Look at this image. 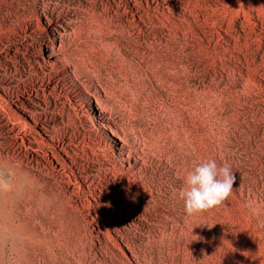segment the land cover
<instances>
[{
    "label": "rangeland",
    "instance_id": "obj_1",
    "mask_svg": "<svg viewBox=\"0 0 264 264\" xmlns=\"http://www.w3.org/2000/svg\"><path fill=\"white\" fill-rule=\"evenodd\" d=\"M208 159L232 194L188 216ZM11 170L34 190L7 206L15 264H264V0H0Z\"/></svg>",
    "mask_w": 264,
    "mask_h": 264
},
{
    "label": "clouds",
    "instance_id": "obj_2",
    "mask_svg": "<svg viewBox=\"0 0 264 264\" xmlns=\"http://www.w3.org/2000/svg\"><path fill=\"white\" fill-rule=\"evenodd\" d=\"M235 179L228 164L218 165L214 159L195 164L178 193L185 213L192 216L223 205L232 194Z\"/></svg>",
    "mask_w": 264,
    "mask_h": 264
},
{
    "label": "bare ground",
    "instance_id": "obj_3",
    "mask_svg": "<svg viewBox=\"0 0 264 264\" xmlns=\"http://www.w3.org/2000/svg\"><path fill=\"white\" fill-rule=\"evenodd\" d=\"M60 24V23H59ZM61 25V24H60ZM63 26V25H61ZM59 33H62L61 30L56 29ZM63 60V59H62ZM50 62V61H49ZM69 63V62H68ZM67 63V64H68ZM73 71L76 70V67L72 68ZM76 72V71H75ZM76 74V73H75ZM76 77L78 75L76 74ZM75 85V84H74ZM83 86V85H82ZM85 86V84H84ZM87 87V86H85ZM89 90L90 88L87 87ZM98 104V111L93 112V116L98 120V123L104 124L105 118H112L111 107L107 106L105 99L99 93H92ZM92 105L91 102H89ZM89 108V107H88ZM108 111L110 114L102 115V112ZM107 124V123H106ZM119 125V124H118ZM108 126V125H107ZM110 127V126H109ZM122 127V126H121ZM113 133L124 142H127V134L119 132V130L110 127ZM124 129V128H123ZM127 132V131H126ZM128 143V142H127ZM125 153L130 156L129 149ZM14 170H11V177H2L0 178V196L3 198L6 194L11 197V200L5 203L0 204V264H15V260L11 257H21L23 256V249L16 242L15 232L19 233V227L16 222L17 216H15L9 209L8 205L12 203L18 195H27L33 192L32 182L29 178L19 177L16 173H13ZM5 175V174H3ZM3 208V209H2Z\"/></svg>",
    "mask_w": 264,
    "mask_h": 264
}]
</instances>
